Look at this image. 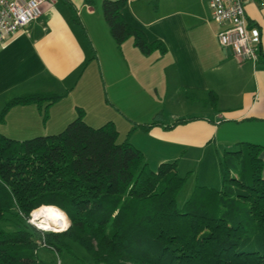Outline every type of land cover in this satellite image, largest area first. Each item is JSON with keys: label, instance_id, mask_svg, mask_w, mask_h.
Listing matches in <instances>:
<instances>
[{"label": "crops", "instance_id": "obj_1", "mask_svg": "<svg viewBox=\"0 0 264 264\" xmlns=\"http://www.w3.org/2000/svg\"><path fill=\"white\" fill-rule=\"evenodd\" d=\"M104 1L48 0L40 18L0 48V112L26 93L62 96L45 121L34 105L12 108L0 122V134L19 141L56 135L81 108L91 127L113 122L119 141L127 138L151 169L177 161L179 170L181 163L200 164L207 157L214 164L211 176L221 184L217 149L224 153L250 143L263 147L264 179V10L259 0L245 8L248 24L261 37L255 63L239 62L220 46L221 27L206 0H126L123 21L147 42H162L163 56L142 54L132 39L118 47L104 20ZM171 101L172 107L200 103L206 112L168 113ZM159 113L160 125L133 129L150 124ZM179 119L186 121L168 128ZM198 177L192 190L206 186Z\"/></svg>", "mask_w": 264, "mask_h": 264}, {"label": "trees", "instance_id": "obj_2", "mask_svg": "<svg viewBox=\"0 0 264 264\" xmlns=\"http://www.w3.org/2000/svg\"><path fill=\"white\" fill-rule=\"evenodd\" d=\"M125 3L102 4L117 46L132 39L142 54L165 55L162 42H147L123 21ZM61 97L36 91L13 98L0 122L12 108L27 105L36 106L45 121ZM208 100L214 104L216 96L210 93ZM84 115L77 108L76 118L56 135L19 141L0 134V222L12 226L0 228V264H44L40 248L71 253V244L93 264H264L262 146L239 143L224 152L218 161L221 187L197 185L177 208L189 176L179 174L177 161L151 169L127 138L119 141L113 122L95 128ZM159 119L160 113L133 129L147 130ZM44 208L62 211L69 227L51 232L31 225V213Z\"/></svg>", "mask_w": 264, "mask_h": 264}, {"label": "built area", "instance_id": "obj_3", "mask_svg": "<svg viewBox=\"0 0 264 264\" xmlns=\"http://www.w3.org/2000/svg\"><path fill=\"white\" fill-rule=\"evenodd\" d=\"M253 0H206L211 18L221 27L217 33L220 46L229 48L239 62H257L261 37L247 22L246 4ZM48 0H0V48L17 32L36 21ZM264 10V0H259ZM28 222L36 228L40 221L32 213Z\"/></svg>", "mask_w": 264, "mask_h": 264}, {"label": "rangeland", "instance_id": "obj_4", "mask_svg": "<svg viewBox=\"0 0 264 264\" xmlns=\"http://www.w3.org/2000/svg\"><path fill=\"white\" fill-rule=\"evenodd\" d=\"M175 99L178 100V98H175ZM172 102L173 101L170 102L171 103L170 106H166V112L168 113L173 111L174 114L183 115L185 117H188V116H201L203 112H206V109L200 103H196L194 105H188V104L185 105L184 103L183 105L177 104L175 107L174 106L172 107ZM222 154H223V149L218 148L217 149L218 157L222 156ZM193 165L197 166L196 170L194 168L195 166ZM212 166H214V164H212L211 160L207 157H204V162L200 164L199 163L198 164L181 163L179 170H178L179 174L181 176L189 175L190 178L189 180L186 181L184 187L182 188V190L180 191L176 199L177 208H180L184 204V202L189 198L191 192L193 191L192 187L195 183L196 178L198 177L197 170L200 171V173H202V175L200 174L198 177L199 184L201 185L205 184L206 187H212L215 189H218L221 187V184L218 182L216 183L214 177L211 176V171L213 168ZM189 171H194V172L187 174V172ZM68 224H69V221H68ZM0 228L7 230V231L12 230V226L9 223H5V222H0ZM38 258L44 264H93V261L90 258V256L80 246L76 244H71V253H68L66 251H61L60 253H56L55 251H52L47 248H43V249L40 248L38 250Z\"/></svg>", "mask_w": 264, "mask_h": 264}, {"label": "bare ground", "instance_id": "obj_5", "mask_svg": "<svg viewBox=\"0 0 264 264\" xmlns=\"http://www.w3.org/2000/svg\"><path fill=\"white\" fill-rule=\"evenodd\" d=\"M48 208H44L36 212L34 215L32 214L34 219L40 221L39 227L44 231H64L68 226L65 214L59 209L56 211L55 209L48 210Z\"/></svg>", "mask_w": 264, "mask_h": 264}, {"label": "water", "instance_id": "obj_6", "mask_svg": "<svg viewBox=\"0 0 264 264\" xmlns=\"http://www.w3.org/2000/svg\"><path fill=\"white\" fill-rule=\"evenodd\" d=\"M68 227H69V224H68L67 228H68ZM67 228H66V229H67ZM66 229H65V230H66Z\"/></svg>", "mask_w": 264, "mask_h": 264}]
</instances>
